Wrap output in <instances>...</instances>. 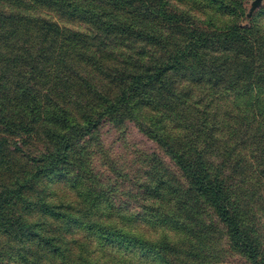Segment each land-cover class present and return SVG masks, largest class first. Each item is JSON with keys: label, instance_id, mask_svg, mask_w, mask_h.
<instances>
[{"label": "trees", "instance_id": "16d2710c", "mask_svg": "<svg viewBox=\"0 0 264 264\" xmlns=\"http://www.w3.org/2000/svg\"><path fill=\"white\" fill-rule=\"evenodd\" d=\"M171 1L183 8L170 0H0V261L218 264L232 252L264 264V101L222 100L225 91L264 93V30L242 21L252 0ZM148 47L165 59L145 62ZM206 96L201 108L195 98ZM105 120L135 121L187 188L154 177L141 185L152 204L145 217L116 211L87 182L79 157ZM37 143L39 154L27 150ZM55 176L78 190L77 201L51 191ZM140 218L163 228L159 238L137 234Z\"/></svg>", "mask_w": 264, "mask_h": 264}, {"label": "rangeland", "instance_id": "374dc122", "mask_svg": "<svg viewBox=\"0 0 264 264\" xmlns=\"http://www.w3.org/2000/svg\"><path fill=\"white\" fill-rule=\"evenodd\" d=\"M253 1V0H252ZM252 1L246 3L247 13L250 10ZM171 4L182 9L177 1ZM33 15L56 22L62 27L87 32L86 25L60 18L56 13L46 10L33 11ZM201 21L205 20L203 15H195ZM243 23L251 22L252 25H259L264 30V5L259 8L252 19L246 16L242 19ZM201 23V22H199ZM203 23V22H202ZM118 48V47H116ZM123 52L128 50L119 47ZM135 54L133 51H128ZM144 61L150 57L160 56L165 59L166 55L158 47L155 50L148 47L142 51ZM227 95L222 97L227 103L245 104L250 98H260L264 101V93L253 92L251 96L240 97L233 91H225ZM213 96V95H211ZM211 96L204 99L195 98L196 102L201 103L204 108L212 100ZM192 105V102L190 103ZM224 109V105L220 104ZM213 107V106H210ZM213 112V109H210ZM32 154H39L42 146L37 143L33 148L28 149ZM82 156L81 161L87 165L90 174L87 175V182L95 186L98 192H104L114 209L123 214H134L136 217H145L150 210L151 201L146 197V191L141 187L142 184L154 180V177H163L171 181L174 188L180 193L187 188V181L178 167L171 161L169 156L149 138L140 126L131 120L116 124L113 121L105 120L101 123L98 130L88 136L80 144ZM52 184V192H60L64 199L77 201L79 198L78 190L71 183L64 184L61 177L55 176ZM179 206L178 203H175ZM202 218L208 222L210 217L207 213L202 214ZM139 227L137 234H147L150 239L159 238L163 233V228L159 227L153 220L140 218L136 223ZM151 259V258H150ZM0 264H17L8 259H3ZM218 264H249L244 258L232 252L226 253L223 261Z\"/></svg>", "mask_w": 264, "mask_h": 264}, {"label": "water", "instance_id": "95a60500", "mask_svg": "<svg viewBox=\"0 0 264 264\" xmlns=\"http://www.w3.org/2000/svg\"><path fill=\"white\" fill-rule=\"evenodd\" d=\"M264 5V0H254L252 3H251V7H250V10L248 12V17H252L253 14H255V12L261 8L262 6Z\"/></svg>", "mask_w": 264, "mask_h": 264}]
</instances>
